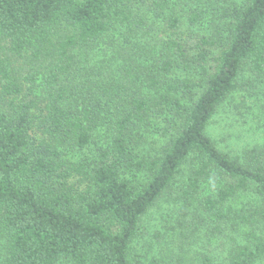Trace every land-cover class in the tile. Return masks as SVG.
Listing matches in <instances>:
<instances>
[{
    "label": "trees",
    "instance_id": "1",
    "mask_svg": "<svg viewBox=\"0 0 264 264\" xmlns=\"http://www.w3.org/2000/svg\"><path fill=\"white\" fill-rule=\"evenodd\" d=\"M244 74L264 0H0V264L263 262L264 143L208 134Z\"/></svg>",
    "mask_w": 264,
    "mask_h": 264
},
{
    "label": "rangeland",
    "instance_id": "2",
    "mask_svg": "<svg viewBox=\"0 0 264 264\" xmlns=\"http://www.w3.org/2000/svg\"><path fill=\"white\" fill-rule=\"evenodd\" d=\"M242 78L233 95L219 107L208 129V134L215 140L217 145L233 154H240L247 147L260 146L264 143V87L258 85L253 76L244 74ZM250 80L253 81L247 87L245 83ZM185 171L187 172V168ZM183 177V180H185L187 173ZM151 212L146 218V222L153 224V210ZM159 216V214H155V217ZM168 230L170 231L168 234L170 237L174 231ZM175 237L178 240L175 243L177 244L180 241L179 234ZM212 242L215 243L213 249L215 250V259H217L215 261H219L220 258L221 260L224 259L230 245L225 244V246H222L221 244L218 248L216 244L219 243V239L213 238ZM204 245L196 244L195 247H203ZM187 248L190 249L188 246ZM257 260L259 259L257 258ZM257 260L253 264L264 263V260H262L263 262ZM60 264L72 263L64 261Z\"/></svg>",
    "mask_w": 264,
    "mask_h": 264
}]
</instances>
